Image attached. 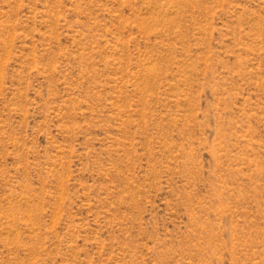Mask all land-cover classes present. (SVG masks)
Returning <instances> with one entry per match:
<instances>
[{"label": "rangeland", "instance_id": "rangeland-1", "mask_svg": "<svg viewBox=\"0 0 264 264\" xmlns=\"http://www.w3.org/2000/svg\"><path fill=\"white\" fill-rule=\"evenodd\" d=\"M0 264H264V0H0Z\"/></svg>", "mask_w": 264, "mask_h": 264}]
</instances>
